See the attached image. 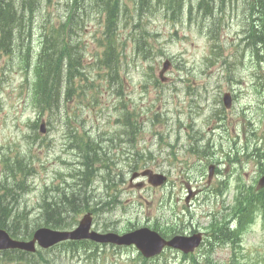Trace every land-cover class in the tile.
<instances>
[{"label": "rangeland", "instance_id": "rangeland-1", "mask_svg": "<svg viewBox=\"0 0 264 264\" xmlns=\"http://www.w3.org/2000/svg\"><path fill=\"white\" fill-rule=\"evenodd\" d=\"M50 1L41 2L43 12L36 17L38 20L29 13L26 23L39 30L46 17L60 15L66 0ZM135 1L125 0V6L138 24ZM96 19L90 20L81 33L87 48L88 79L78 80L77 85L85 87H79L61 111L71 116L72 128L91 131V136L113 155L109 168L112 173H101L113 182H102L100 174L84 192L96 203L95 228L122 233L146 224L161 226L165 234L169 227L171 235L189 232L193 225L207 227L209 213H213L215 224L234 217L239 211L238 185L247 205L263 195L264 191H257L255 186L264 171V65L243 40L251 18L245 19L241 9L236 8L229 7L224 14L217 12L215 19L221 29L216 39L220 46L214 47L195 22L183 18L173 23L165 17L162 6H157L156 11L143 14L137 29L149 32L145 38L154 56L148 59L135 52L133 19L125 23L123 18L118 35L127 46L123 69L119 70L120 89L122 105L127 106L125 114L141 123L134 138L123 135L126 127L115 110L121 100L104 77L105 71L89 70L95 46H101L98 37L102 21ZM35 42L39 43L37 38ZM221 51L222 57L218 54ZM167 58L172 68L166 73L169 81L163 82L159 71ZM24 64L17 52L12 60L0 53V178L3 180L6 172L4 155L11 158L18 153L33 160L35 175L27 181L25 177L20 179L29 188L18 198L19 208L31 211L29 219L34 221L30 224L34 225L42 221L39 210L45 194L57 196L68 185H78L77 177L67 176L74 172L81 155L68 149L71 141L65 139L67 122L60 109L55 116L47 112L38 120L30 94L34 74L27 72ZM91 82L96 86L92 88ZM225 92L233 94L231 109L223 105ZM42 120L48 125L44 133L40 132ZM210 165L214 166V174L208 183ZM146 168L165 173L167 183L152 186L144 177L131 180L134 171ZM56 185L61 188L53 189ZM95 243H64L44 250L42 257L49 264H193L191 257L176 250L167 249L160 257L144 259L133 245ZM238 245L242 260L264 264V223L257 221L248 227ZM230 250L229 244L220 247L213 258L226 262Z\"/></svg>", "mask_w": 264, "mask_h": 264}, {"label": "trees", "instance_id": "trees-1", "mask_svg": "<svg viewBox=\"0 0 264 264\" xmlns=\"http://www.w3.org/2000/svg\"><path fill=\"white\" fill-rule=\"evenodd\" d=\"M14 1L13 4L12 0H0V45L5 51L11 52L16 47V41L19 36H23L27 31H25L26 27L21 26L24 16L21 17L18 13L22 12V14H24L27 11V14L30 13L31 16L42 13L41 5L37 3L38 0ZM91 1L95 2V4L93 7L87 8L82 4L81 0H68L65 6L66 10L69 11L66 12V20L61 18L59 22L56 20L46 27L40 42L39 53L35 57H32L30 53L31 44H29L28 54L23 56V58H27L26 68L32 67L36 72L37 79L33 86L32 101L37 109L38 119L43 117L47 112L55 116L59 109L61 111L63 105L70 103L78 88L76 79L79 75L87 73V66L85 65V43L79 38L83 31L82 26L79 25V17L90 18L94 13H105L103 34L106 41L102 44V53L96 57L94 64L100 68L108 69L111 79L119 77V70L123 62L121 60L125 47L120 46L114 38L116 37L123 18L125 19V23H129L128 18L133 19L134 16L129 11V8L125 6V0ZM159 1L160 0H136L135 12L139 20L141 21L145 12L154 9ZM164 7L166 9L171 8V1L167 0ZM138 27H140V23L133 25V30L135 32L132 37L135 52L138 56L148 59L154 56L152 53V46L145 38L148 32L146 30H144L143 33H141V30L136 31ZM116 93L118 94L119 90H117ZM119 120H121V117ZM133 123L135 122L130 121L128 125L132 126ZM68 124L70 125L71 122L69 121ZM137 130L138 125L136 129L128 128L127 136H136ZM74 132L75 131H72V133ZM74 137L75 139H80L79 148L82 154L81 157L83 158L82 167L84 170L79 172V186L76 187V189H72L69 193L62 189V192L57 196L45 195L39 210V217L42 221L34 225H30L31 219L29 218L31 216V211L27 210V212L26 210H21L19 208L20 200L18 199L21 192L29 188L23 186V180H20V178L25 177L26 180L29 174L32 175L35 173L33 160L31 158L27 160L25 155L18 153L11 158L7 155L3 156L4 167L6 168L5 174L10 177L7 179V176L3 183L0 181V228L10 230L13 236L21 235L20 237H29L32 235L33 229L42 224L51 226L52 228L71 227L73 223H76L79 213L91 207L90 202H92V200L90 201L89 197L83 196V193H87L85 188L92 183V179L96 177L98 173L108 170L110 158L105 157V151L99 148L98 143H96L90 135L84 138L74 133ZM31 142L33 143L32 140ZM16 188H19L20 192H17ZM60 188L59 185L53 187L55 190H59ZM259 200L261 208L264 209L263 200L261 198H259ZM254 211L252 213H254ZM31 221H34V219ZM27 224H29V227ZM221 233V238L224 239V241L231 239V234L225 227L222 228ZM18 256L23 257L25 261L24 264H39L35 260L36 256L29 257L22 252H19ZM7 260L10 261L9 258H7ZM231 264L239 263L237 260H233Z\"/></svg>", "mask_w": 264, "mask_h": 264}, {"label": "water", "instance_id": "water-1", "mask_svg": "<svg viewBox=\"0 0 264 264\" xmlns=\"http://www.w3.org/2000/svg\"><path fill=\"white\" fill-rule=\"evenodd\" d=\"M170 66L169 62H166L164 64V69L162 73H164L165 70H167ZM231 97L229 94H226L225 96V103L227 106H230ZM142 175H148L150 182L154 184H161L165 181L166 177L162 174H154L150 170H146L141 173ZM139 173H135L133 175V178L138 176ZM155 180H158V182H155ZM260 185H264V178L261 180ZM91 217L89 215L85 216L79 223V226L74 230H52L49 228H40L38 229L35 234L34 238L30 240L29 242L25 241H17L10 237V235L3 229H0V248H21L26 250H34L36 241L43 247H49L52 244L57 243L60 240L65 239H83V238H91L98 241H115L117 243H125V244H131L136 243L137 246L143 250L145 255H152L155 253H158L162 250V248L166 245H176L181 246L179 244V238L175 237L171 241H166L163 238H161L157 232H149L152 237L154 238V242L151 241H144L141 239L140 236H135L133 234H126L124 236H118L114 234H107V235H101L94 231H90L91 228ZM145 237V233L148 232V229L140 230ZM184 247V246H183Z\"/></svg>", "mask_w": 264, "mask_h": 264}, {"label": "bare ground", "instance_id": "bare-ground-1", "mask_svg": "<svg viewBox=\"0 0 264 264\" xmlns=\"http://www.w3.org/2000/svg\"><path fill=\"white\" fill-rule=\"evenodd\" d=\"M79 2H80V1H79ZM15 5H16V3H15ZM75 9H77V8H75ZM39 15H40V13H38V15H36V16H34V15H32V16H34V17L36 18V17H38ZM36 19L38 20V18H36ZM32 20H33V19H32ZM35 21H36V20H35ZM35 21H34V22H35ZM27 22H28V21H27ZM39 25H40V24H39ZM33 26L35 27L34 24H33ZM13 34H14V32H13ZM16 39H17V37H16ZM13 40H14V39H13ZM12 45H13V44H12ZM12 45H11V46H12ZM29 57H30V56H29ZM28 59H29V58H28ZM32 60H33V59H32ZM31 62H32V61H31ZM33 62H34V61H33ZM35 63H36V62H35ZM64 76H66V75H64ZM65 79H66V78H65ZM63 82H64V81H63ZM61 84H62V83H61ZM31 87H32V86H31ZM62 87H63V85H62ZM63 90H64V89H63ZM53 92H54V91H53ZM91 95H92V94H91ZM85 96H86V95H85ZM52 97H53V96H52ZM89 97H90V95H89ZM91 97H92V96H91ZM88 101H89V100H88ZM90 102H92V101H90ZM94 103H95V102H94ZM96 106H97V105H96ZM137 109H138V108H137ZM138 112H139V111H138ZM140 112H142V111H140ZM136 113H137V112H136ZM137 114H138V113H137ZM141 114H142V113H141ZM130 118H131V117H130ZM134 118H135V117H134ZM141 127H142V126H141ZM218 128H219V127H218ZM128 136H129V135H128ZM123 138H124V137H123ZM125 138H126V137H125ZM122 140H124V139H122ZM193 144H194V143H193ZM193 146H194V145H193ZM136 153H137V151H136ZM78 158H79V157H78ZM216 158H217V157H216ZM222 159H223V158H222ZM79 161H80V160H79ZM76 163H77V162H76ZM72 165H73V164H72ZM88 169H89V168H88ZM83 170H84V169H83ZM16 172H17V171H16ZM95 172H96V171H95ZM18 173H19V171H18ZM18 173H17V174H18ZM93 173H94V172H93ZM97 173H98V171H97ZM29 175H30V174H29ZM14 176H15V175H14ZM18 176H19V175H18ZM95 176H96V175H95ZM16 178H17V177H16ZM21 178H22V177H21ZM21 178H20V179H21ZM95 179H96V178H95ZM18 180H19V179H18ZM29 180H30V179H29ZM29 180H28V181H29ZM26 181H27V180H26ZM25 183H26V182H25ZM27 183H28V182H27ZM26 185H27V184H26ZM45 186H46V185H45ZM83 186H84V185H83ZM47 187H48V186H47ZM49 187H50V186H49ZM77 191H78V190H77ZM42 192H43V191H42ZM78 192H79V191H78ZM45 195H46V194H45ZM41 197H42V196H41ZM48 198H49V197H48ZM44 199H45V198H44ZM46 199H47V198H46ZM47 200H48V199H47ZM49 200H50V199H49ZM45 201H46V200H45ZM47 202H48V201H47ZM49 202H50V201H49ZM58 203H59V202H58ZM69 204H70V203H69ZM81 205H82V204H81ZM83 208H84V207H83ZM43 209H45V208H43ZM78 209H79V208H78ZM75 210H76V209H75ZM80 211H82V210H80ZM24 215H25V214H24ZM66 219H67V217H66ZM25 220H27V219H25ZM62 220H63V219H62ZM67 220H68V219H67ZM30 221H31V220H30ZM25 223H26V222H25ZM33 223H34V222H33ZM33 223H32V224H33ZM73 224H74V223H73ZM28 225H29V224H27V226H28ZM30 225H31V224H30ZM53 225H54V224H53ZM28 227H29V226H28ZM31 227H32V226H31ZM26 228H27V227H26ZM33 228H34V227H33ZM63 228H64V227H63ZM10 229H11V228H10ZM22 229H23V227H22ZM22 229H21V230H22ZM30 229H31V228H30ZM19 230H20V229H19ZM33 230H34V229H33ZM8 231H10V230H8ZM10 232H11V231H10ZM20 236H21V235H20ZM93 248H95V247H93ZM93 248H92V249H93ZM43 251H44V250H43ZM76 251H77V250H76ZM48 254H49V253H48ZM71 254H72V252H71ZM78 255H79V254H78ZM75 256H76V255H75ZM75 256H74V257H75ZM75 258H76V257H75ZM80 258H81V257H80ZM80 260H81V259H80ZM145 261H146V260H145ZM150 261H151V260H150ZM153 261H154V259H153Z\"/></svg>", "mask_w": 264, "mask_h": 264}]
</instances>
